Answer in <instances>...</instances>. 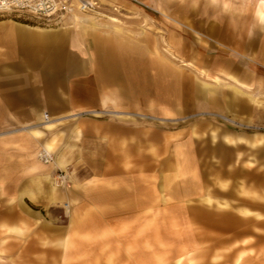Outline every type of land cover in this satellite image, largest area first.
<instances>
[{"label": "rangeland", "instance_id": "1", "mask_svg": "<svg viewBox=\"0 0 264 264\" xmlns=\"http://www.w3.org/2000/svg\"><path fill=\"white\" fill-rule=\"evenodd\" d=\"M123 1L132 6L100 3L99 14H86L91 21L0 16L70 38L84 26L80 38L115 36L101 49L113 52L120 41L126 52L103 68L100 109L45 127L40 149L52 153L55 185L63 175V184L76 176L92 185L103 173L118 191L101 205L117 220V253L87 238L85 254L63 264H109L111 255L119 264H264V22L256 12L264 0H176L162 12ZM229 30H243L241 47ZM85 77L93 85V69ZM59 145L72 159L62 167ZM90 202L88 217L99 207Z\"/></svg>", "mask_w": 264, "mask_h": 264}, {"label": "crops", "instance_id": "2", "mask_svg": "<svg viewBox=\"0 0 264 264\" xmlns=\"http://www.w3.org/2000/svg\"><path fill=\"white\" fill-rule=\"evenodd\" d=\"M118 1L132 6L123 0H98L105 5ZM175 1L139 0L158 12ZM256 12L259 21L264 22L261 6ZM239 18L235 16L236 20ZM261 22H254L253 29L257 30ZM78 29L77 38H70L66 32L0 17V264H63L71 254L77 253L78 259L85 254L87 238L95 239L101 253H117V220L111 213L107 217L101 207L117 199V189L103 181V173L100 181L92 185L76 176L55 185V167L41 163L37 157L40 147L50 138L45 127L102 107L108 96L101 81L106 73L103 68L112 67L109 60L113 54L117 58L126 53L119 49L123 46L120 41L115 42L114 53L101 49L104 40L114 42L115 36L90 41L80 38L87 28ZM227 36L239 38V47L240 38H246L243 30H229ZM87 41L94 44L90 53L86 50ZM128 54L133 64L136 54ZM90 69L95 79L93 85L85 77ZM58 148L56 165L62 167L72 159L68 156L69 147ZM79 162L74 165L79 166ZM90 200L99 207L95 216L88 217L86 203ZM125 237L127 243L122 252L128 253ZM75 244L77 248L73 250ZM121 258L111 255L108 263L119 264ZM124 258L128 260V256Z\"/></svg>", "mask_w": 264, "mask_h": 264}, {"label": "built area", "instance_id": "3", "mask_svg": "<svg viewBox=\"0 0 264 264\" xmlns=\"http://www.w3.org/2000/svg\"><path fill=\"white\" fill-rule=\"evenodd\" d=\"M101 5L98 0H0V15L7 11L22 10L31 14L50 18L55 16H68L72 11L89 14H99ZM38 159L44 164L51 163L52 153L42 147L37 154ZM64 175L57 184H63Z\"/></svg>", "mask_w": 264, "mask_h": 264}, {"label": "bare ground", "instance_id": "4", "mask_svg": "<svg viewBox=\"0 0 264 264\" xmlns=\"http://www.w3.org/2000/svg\"><path fill=\"white\" fill-rule=\"evenodd\" d=\"M87 13H85V12H80V11H77V10H75V11H72L71 12V14L69 15V16H71V15H73V16H77V17H79V18H86L87 19V17H85V16H88V15H86ZM103 16V15H102ZM89 19H92V18H90V17H88ZM110 19H111V17H109ZM49 151V150H48Z\"/></svg>", "mask_w": 264, "mask_h": 264}]
</instances>
